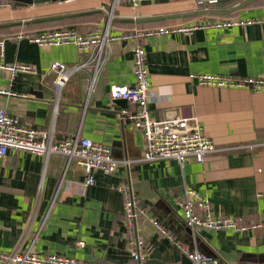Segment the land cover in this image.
Wrapping results in <instances>:
<instances>
[{
  "label": "crops",
  "instance_id": "obj_1",
  "mask_svg": "<svg viewBox=\"0 0 264 264\" xmlns=\"http://www.w3.org/2000/svg\"><path fill=\"white\" fill-rule=\"evenodd\" d=\"M100 0H57L0 9V109L36 129L52 128L55 140L80 136L108 147L119 166L113 175L85 172L52 154L46 160L10 150L0 165V252L31 248L85 264H138L130 256L124 220V197L130 182L141 208L149 211L166 234L139 218L144 239L143 264H181L184 251L196 250L221 264H264V96L247 90L201 87L189 74L234 79H264V0H154L117 5L111 36L159 28H181L220 21H262L246 28L198 29L191 34L141 39L146 54L153 121L194 119L219 150L203 163L188 159L142 162L141 132L120 113L134 104L113 100L112 86L134 84L132 40L112 43L110 58L91 86L90 69L72 75L56 93L54 63L68 67L85 62L72 45L36 46L33 36L54 30L88 35L105 28ZM32 67L35 74H11L6 67ZM56 105V111L54 110ZM183 188L208 200L214 218H235L253 230H189L177 205ZM82 242L83 247H78Z\"/></svg>",
  "mask_w": 264,
  "mask_h": 264
},
{
  "label": "built area",
  "instance_id": "obj_2",
  "mask_svg": "<svg viewBox=\"0 0 264 264\" xmlns=\"http://www.w3.org/2000/svg\"><path fill=\"white\" fill-rule=\"evenodd\" d=\"M104 2L102 7L106 15L105 28L88 35H81L74 30H54L43 32L33 36L22 34L19 39L25 38L36 46L60 47L64 45L74 46L80 54H87L85 62L68 67L64 64L54 63L49 66V71L54 74V90L58 93L76 72L90 69L91 86L94 84L99 72L105 67L110 58V46L112 43L132 40L137 43L132 49V64L134 84L132 86H112L109 96L113 100H122L134 104L136 110L130 114L123 110L120 119H127L133 123L143 137L144 152L142 162H154L158 160H172L179 166H183L188 159L197 163L204 160L219 150L209 140L201 126L194 119H176L164 122L152 120L149 111L151 98L149 72L146 64V54L141 45V39L153 36H171L175 34H191L198 29L221 30L227 28H246L262 21H220L205 25L194 24L181 28H159L146 32H133L120 36H111L109 28L114 18L117 5L129 4L136 8L140 3L154 0H100ZM218 0H197L199 6L215 5ZM10 7L8 1L0 2V9ZM4 42L0 41V57L3 56ZM6 69L11 74H35L36 71L27 65L15 64ZM189 80L195 81L198 86L215 89L247 90L264 96V79L242 78L234 79L229 76L215 74H189ZM54 110L56 111V105ZM52 128L36 129L22 123L17 117L9 115L0 109V165L10 150L25 151L32 155L47 159L56 154L65 157L66 167L75 164L86 174V185L94 184L93 173L100 171L105 175H113L119 166L128 169L129 161H118L112 157L108 147L96 144L89 139L75 136L67 140H55ZM119 191L124 197V220L129 232L130 256L138 264L145 262L144 239L137 230L136 222L139 218H146L152 227L166 234L164 228L153 218L152 214L139 206V202L130 187V182L122 184ZM177 205L181 210L186 227L191 230L205 229L212 231H233L236 233L253 230L257 226L241 225L235 218H214L210 212L208 200L203 199L193 189L183 188L181 196L177 197ZM78 247H83L79 242ZM191 264H221L216 258H211L196 250L184 251ZM0 264H85L74 258L58 256L54 254L40 255L31 248L20 250L15 248L9 252H0Z\"/></svg>",
  "mask_w": 264,
  "mask_h": 264
},
{
  "label": "water",
  "instance_id": "obj_3",
  "mask_svg": "<svg viewBox=\"0 0 264 264\" xmlns=\"http://www.w3.org/2000/svg\"><path fill=\"white\" fill-rule=\"evenodd\" d=\"M9 1L17 7H25L30 5H38L48 2H54L57 0H9ZM181 264H191V262L187 259V257H184Z\"/></svg>",
  "mask_w": 264,
  "mask_h": 264
},
{
  "label": "trees",
  "instance_id": "obj_4",
  "mask_svg": "<svg viewBox=\"0 0 264 264\" xmlns=\"http://www.w3.org/2000/svg\"><path fill=\"white\" fill-rule=\"evenodd\" d=\"M1 1H8L9 3H11L9 0H0V2H1ZM11 4H12V3H11Z\"/></svg>",
  "mask_w": 264,
  "mask_h": 264
},
{
  "label": "rangeland",
  "instance_id": "obj_5",
  "mask_svg": "<svg viewBox=\"0 0 264 264\" xmlns=\"http://www.w3.org/2000/svg\"><path fill=\"white\" fill-rule=\"evenodd\" d=\"M12 5V4H11Z\"/></svg>",
  "mask_w": 264,
  "mask_h": 264
}]
</instances>
